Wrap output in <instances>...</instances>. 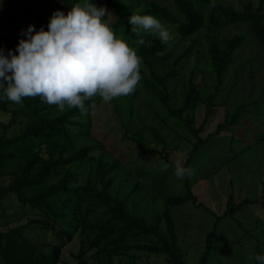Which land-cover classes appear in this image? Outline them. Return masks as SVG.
<instances>
[{
	"label": "trees",
	"instance_id": "1",
	"mask_svg": "<svg viewBox=\"0 0 264 264\" xmlns=\"http://www.w3.org/2000/svg\"><path fill=\"white\" fill-rule=\"evenodd\" d=\"M4 2L10 15L8 23L12 31L10 36L3 38L8 42L7 46L0 43V47L7 53L8 49L16 50V45L12 43L17 42L16 36L20 27L27 22L32 8L40 12L46 28L50 17L47 11L51 3L58 4L54 10L60 9L66 13L71 4L78 0ZM92 2L109 11L115 33L127 39L142 57L140 83L152 97L147 103L150 105L157 102L162 108V112L156 111L155 114L186 141H191V137L196 139L191 142L186 167L190 166L192 157L200 147L224 130L232 132L231 148L235 139L242 140L248 136L255 137L253 142L256 144L264 143V60L263 63H257L254 58L248 57L245 73L240 72L238 66L233 67L240 51L247 44H257V47L264 50V0H238V7L221 0ZM139 5H142L141 9L135 10V6ZM132 12L152 14L168 29L171 27L173 32L170 33V41L162 44L155 35L144 33V43L136 45L134 41L138 37L130 31L128 24ZM3 14L0 9V31L5 28ZM229 25L237 29L231 35L222 30V27ZM202 30H205L204 36L207 39V54L204 55L206 61L202 68L194 67L185 77L179 71V64L190 54L198 40L194 39L178 55L174 54L173 45L192 38ZM204 68L211 71L215 78L208 92L203 90L201 81L196 79L198 69L202 72ZM230 70L233 71L227 76ZM242 75H246L250 96L256 85L257 94L252 99L239 96L238 100L232 96V93L238 94L236 86ZM170 80L182 84L179 88V105L171 103L176 95L169 89ZM230 98L234 100L233 108L229 104ZM117 100L120 106H126L129 110L127 121H122L125 126L123 136L136 144L141 161L165 159L169 163L167 168L174 170L170 148L158 123L145 120L130 135L128 129L133 125V105L127 97L110 102ZM110 102L95 96L85 101L86 106L95 104L85 113L77 108H66L62 113L54 115L51 111L57 107L43 103L39 97H24L20 104L7 99L0 101V116L7 117L6 122H0V183L4 178L10 179L6 185L0 184V264H59L62 262L63 249L76 237L80 238V247L77 252L71 253L73 264H137L152 255H164L165 264H184L171 208L190 200L196 206L202 203L191 190L189 177H186V193L163 195L167 208L150 221L145 215L128 207L129 199L139 189L142 180L126 191H112L119 161H110V152L103 139L94 137L91 130L97 113ZM220 107L226 109L224 119L206 132L208 123ZM116 110L121 112L119 107ZM235 125L238 127L233 128ZM76 128L80 131L77 132ZM10 131L12 134H9ZM144 131H148L156 142L161 143L162 148L152 147L145 142ZM77 135L81 138L92 136L95 141L79 145ZM97 149L99 153L96 155L94 151ZM86 165L89 171L85 178H81L79 168L85 170ZM261 180L264 185V177ZM10 195L15 196L20 208L12 214L7 213V206L3 203ZM256 203L264 207V198L245 197L235 202L231 193L224 216H233L237 211ZM25 214L34 216L21 222ZM163 222L166 232L161 229ZM217 224L208 234L200 264H208ZM244 229V237L264 240V230L259 235L255 234L257 224L253 229ZM251 230L255 232L250 233ZM45 236L47 241H41L40 238Z\"/></svg>",
	"mask_w": 264,
	"mask_h": 264
},
{
	"label": "rangeland",
	"instance_id": "2",
	"mask_svg": "<svg viewBox=\"0 0 264 264\" xmlns=\"http://www.w3.org/2000/svg\"><path fill=\"white\" fill-rule=\"evenodd\" d=\"M163 1L172 2V0ZM221 1L238 7V0ZM6 7L4 0H0V9L4 13L3 20L5 21V28L0 31V43L4 47L7 46L8 42H5L3 38L10 36L12 31L8 23L10 15H8V8ZM56 7H58V4L51 3L47 16H51ZM141 7L142 5L135 6V10H140ZM12 9L13 7L10 8V10ZM28 15L27 22L20 27L18 37L16 36L17 42L14 41L12 43L14 46L23 36L22 29H26L30 23L36 28L43 25V17H41L37 9L32 8V12L28 13ZM168 30H171L170 33L173 32L171 27ZM222 30L227 35H231L237 29L229 25L222 27ZM204 35L205 30H202L192 38L184 39L173 45L174 54L178 55L182 50L189 47V44L194 39L197 38L198 40L190 54L179 64V71L185 77L191 73L194 67L199 66V68H202L206 61L204 55L207 54V39ZM248 57L254 58L257 63L261 61L263 63L264 50L257 47V44H247L240 51V55L237 57L233 67L238 66L240 72L243 71L245 73L247 69L246 59ZM199 70L196 79L201 81L203 90L208 92L212 89L215 81L214 74L205 68L202 72ZM232 71L230 70L227 76ZM168 83L169 89L174 91L176 95V98L171 103L179 105V88L182 87V84L176 80H170ZM236 90L238 94L232 93V96H236L238 100L240 97L249 100L257 94L255 85L253 95H249L250 88L247 85L246 75L241 76ZM126 97L130 98L131 102L129 103L133 105V125L128 129L129 134H133L134 128L141 126L145 120L147 122L152 120L151 122L158 123L160 131L166 138L168 148H170V159L174 163L181 161L185 166L187 155L192 148L191 142L196 139L191 137V141L188 142L185 138L178 136L167 124L163 123L161 118L155 114L156 111L162 112V108L157 105V102H152L150 105L147 103L152 97L142 83L139 82L136 90ZM232 98H230L229 104L233 108L234 100ZM122 101L126 104L125 100ZM115 106L119 107L121 112L116 110ZM225 111V107L219 108L218 112L208 123L206 132L211 131L218 122L224 119ZM128 112L129 110L126 106L123 107V105L120 106L118 104V100L103 105L93 119L91 130L94 137L103 139L106 149L110 152V161L116 159L119 161L120 166L115 171L116 178L111 187L112 191H126L127 188L136 184L137 181L142 180L139 189L129 199L128 207L153 221L157 215L167 208L166 198L163 195H184L186 193V177L183 180L177 178L174 175V170L167 168L169 163L165 159L160 158L158 161L152 159L148 162L141 161L142 158L138 154L136 144L123 136L125 126L122 121H127ZM51 113L55 115L62 112L56 108ZM16 127L18 129V126ZM237 127V125L233 126V128ZM76 131L79 132L80 130L76 128ZM9 134H12L11 131ZM231 134V130H224L221 134L212 136L205 145L198 149L190 161L189 167L193 172L189 177V184L202 205L196 206L190 200L171 208L176 222L179 244L185 259L184 264L201 263V256L206 249L208 234L214 230L216 222L218 224L213 236L214 247L209 253L208 264H253L252 254L264 250L263 239L243 236V234H246L244 228L248 229L251 227L253 229L255 224H257L258 229L256 232L251 230L250 233L255 232V234L259 235L264 230V207L261 203L248 205L237 211L233 216L230 214L224 216L231 193L234 195L235 202H239L245 197L252 199L264 198V185L261 180L264 177V143L256 144V142H253L255 137L248 136L242 140L235 139L232 145L233 148H231ZM143 136L145 137V142H148L150 146L158 149L162 148V144L156 142L148 131H144ZM76 138L79 145L95 141L92 136L81 138L77 135ZM249 143L250 145H248ZM244 148H247V150H243ZM94 153L97 155L99 149L95 150ZM88 171L89 167L87 165L85 170L79 168L80 177L85 178ZM9 180V178H4L0 184L6 185ZM3 203L7 206L8 214L20 210L14 195H10ZM32 216L34 215L25 214L21 222L27 221ZM258 219L260 221H256ZM161 229L166 232L164 222L161 225ZM40 240L46 242L47 237L40 238ZM79 247L80 238L76 237L63 249L62 262L59 264H73L74 260L71 253L77 252ZM165 261L164 255H152L149 259L139 261L137 264H165Z\"/></svg>",
	"mask_w": 264,
	"mask_h": 264
},
{
	"label": "clouds",
	"instance_id": "3",
	"mask_svg": "<svg viewBox=\"0 0 264 264\" xmlns=\"http://www.w3.org/2000/svg\"><path fill=\"white\" fill-rule=\"evenodd\" d=\"M130 31L144 43V33L162 44L171 39L165 24L149 13L132 12ZM16 50L0 47V101L20 104L24 97H39L58 111L77 108L81 113L94 107L85 101L99 96L104 102L133 93L142 79V57L125 38L117 35L104 6L78 0L65 13L52 12L45 28L29 24ZM7 117L0 116V122ZM193 170L177 161L174 175L183 180ZM253 264H264V250L252 254Z\"/></svg>",
	"mask_w": 264,
	"mask_h": 264
}]
</instances>
